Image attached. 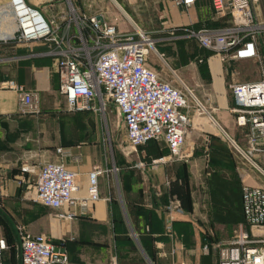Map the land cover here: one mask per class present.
<instances>
[{"label": "crops", "instance_id": "0c3cea01", "mask_svg": "<svg viewBox=\"0 0 264 264\" xmlns=\"http://www.w3.org/2000/svg\"><path fill=\"white\" fill-rule=\"evenodd\" d=\"M24 1L52 19L65 37L77 32L79 14L97 15L121 31L138 27L153 35L159 49L154 47L155 54L161 57L164 53L170 57L177 41H182L184 50L187 43L196 44L181 36L183 28L219 30L228 24L226 16L214 12L210 0L188 5L179 0ZM252 10L264 22V0ZM16 32L8 0H0V225L16 222L13 210H28L22 224L30 233L50 238L65 253L66 261L60 264H170L171 242L176 243V252L185 246L189 254H216L218 264L219 248L242 223L239 189L264 185V180L253 171L243 174L226 140L214 133L209 139L200 138L201 129L192 121L177 158H169L161 140L130 148V156L115 153L116 147L129 148L124 125L120 138H115L104 117H96L102 111L68 112L57 55L50 52L55 45L46 40L18 42L12 38ZM148 63L155 67L150 53ZM18 85L35 95L34 107L22 110ZM232 103L224 99L209 111L229 133L236 131L225 109ZM235 133L233 137L240 140ZM57 147L68 151L63 162L77 173L81 187L94 167L108 170L98 178L100 198L72 219L56 215L64 209H55V216L49 217L45 209L38 214L30 209L36 172L46 161L60 160ZM161 157L165 159L151 165ZM140 160L146 168L133 166ZM215 178L227 189L212 198L209 182Z\"/></svg>", "mask_w": 264, "mask_h": 264}, {"label": "built area", "instance_id": "2783aa9c", "mask_svg": "<svg viewBox=\"0 0 264 264\" xmlns=\"http://www.w3.org/2000/svg\"><path fill=\"white\" fill-rule=\"evenodd\" d=\"M179 2L188 5L193 0ZM210 2L216 14L227 17L228 24L219 30L186 27L181 36L215 54L220 63L256 61V78L239 81L236 71L230 73L229 92L233 103L225 109L240 140L209 111L206 114L218 135L227 140L241 161L264 180V46L257 37L264 33V22L258 21L252 10L258 0ZM8 5L17 25L13 39L18 42L46 40L55 45L50 52L57 55L60 91L68 112H104L106 106L112 104L123 121L129 148L161 140L169 150V158L180 153L190 123L189 100L173 80L160 75L148 63V55L155 48L147 32L139 28L121 31L97 15L79 14L76 16L77 32L65 37L58 33L59 27L54 26L52 19H46L24 0H8ZM17 94L22 110L34 107L36 97L33 93L18 85ZM56 152L60 160L46 161L36 172L35 200L49 208L64 209L58 216L72 219L83 215L89 204L100 198L98 178L108 170L94 167L87 173L85 186L81 187L77 173L67 169L63 162L68 151L57 147ZM164 159L161 157L150 163L153 165ZM242 201L244 222L219 248L218 264H264V235L252 232L253 228H264V185H243ZM7 249V239L0 235V264H8L4 260ZM65 261V253L50 238L26 230L22 232L20 264Z\"/></svg>", "mask_w": 264, "mask_h": 264}, {"label": "rangeland", "instance_id": "374dc122", "mask_svg": "<svg viewBox=\"0 0 264 264\" xmlns=\"http://www.w3.org/2000/svg\"><path fill=\"white\" fill-rule=\"evenodd\" d=\"M258 20V16L256 17ZM138 29V27H135ZM153 35L151 36V38ZM258 40L263 42L264 46V33L261 32L257 34ZM153 40V38H152ZM179 44L177 48L173 50L170 49V57L164 53L163 57L156 55V51H150V58L154 61V68L159 71L160 75L164 76L168 80H173V83L178 86L188 97L190 108L188 109V115L190 116V123L187 126V130L190 128L192 122H195V125L198 129H201V136L209 139L213 135H217L216 127L210 122L206 111H211L214 105L220 106L224 99L228 102L230 99L229 92V83L231 82L230 73L236 71L235 77L237 80H247L257 77V63L256 61L243 60V61H231L227 63L225 68L218 63L217 57L213 53H208L200 49L196 44L191 42L187 43V49H182V41H177ZM154 47L157 48V43H154ZM159 50V49H158ZM162 53V51H160ZM163 54V53H162ZM158 56V57H157ZM163 58L166 60V63L163 61ZM186 87L192 92L191 95ZM203 106L202 108L197 104L196 99ZM106 111L101 113L96 112V117L101 120L104 119L108 123L112 135L115 138H120L123 128V121L121 117L117 114L114 106H106ZM95 114V113H94ZM192 121V122H191ZM237 132V131H235ZM231 133L232 136H235L236 133ZM234 134V135H233ZM217 137H219L217 135ZM228 143V147L231 148L234 155V164L241 170V172L249 173L252 170L245 165L238 155L235 153L233 148ZM115 153L121 155L130 156L133 151L130 148H126L124 145L121 147L115 148ZM178 155H173L172 158H177ZM142 163V164H141ZM136 168H146L147 163L140 160L133 164ZM245 171H244V170ZM30 192L35 193L34 185L30 186ZM31 194V193H30ZM30 194H28L30 197ZM31 211L45 212L47 216L54 215L56 210L53 208L46 207L42 205L39 201L34 200L31 202ZM13 215H16L18 219L16 222L8 223L2 222L0 225V230H2L0 235L5 236L8 240V249L6 251L5 259L9 264H20V243H21V234L23 231H27L26 225L22 224L24 215L28 213V210L17 209L13 210ZM58 216V213L56 214ZM1 216V215H0ZM59 217V216H58ZM30 221L33 219H29ZM253 228V233H262L264 234V229L261 228L256 230ZM234 232V228L231 231V236ZM207 253V252H206ZM204 254V253H202ZM197 255L189 254L186 251L185 246H182L179 249V252H176V243L171 242L170 245V264H216L215 255Z\"/></svg>", "mask_w": 264, "mask_h": 264}, {"label": "trees", "instance_id": "16d2710c", "mask_svg": "<svg viewBox=\"0 0 264 264\" xmlns=\"http://www.w3.org/2000/svg\"><path fill=\"white\" fill-rule=\"evenodd\" d=\"M151 141H153V140H151ZM151 141H149V142H151ZM148 143V142H147ZM230 151H231V153H232V150L230 149ZM220 178H215L214 180H211L210 182H209V185H210V189H211V196H212V198L213 197H215V195L217 196H220V194L223 192V191H225L227 188H225V186L224 185H222V182L219 180ZM240 192H241V194H240ZM239 195H240V198H241V213H242V219H241V221H242V223L244 222V214H243V201H242V189L240 190L239 189ZM214 219H216L217 220V215H215V213H214ZM238 219V218H237ZM237 219H235V220H237ZM218 220H222V218H219L218 217ZM5 237V236H4ZM6 238V237H5ZM7 239V238H6ZM7 242H8V240H7ZM146 248V250H147V252H148V254L149 255H151V253H150V251H149V248L148 247H145ZM5 255H6V252H5ZM5 255H4V260L6 261V259H5ZM7 262V261H6ZM8 263V262H7ZM9 264V263H8Z\"/></svg>", "mask_w": 264, "mask_h": 264}]
</instances>
